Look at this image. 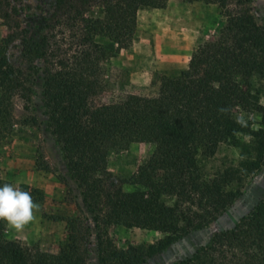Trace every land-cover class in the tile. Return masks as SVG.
<instances>
[{
  "label": "trees",
  "instance_id": "trees-1",
  "mask_svg": "<svg viewBox=\"0 0 264 264\" xmlns=\"http://www.w3.org/2000/svg\"><path fill=\"white\" fill-rule=\"evenodd\" d=\"M51 1L33 39L9 0H0L9 30L0 44V139L16 124L14 99L31 108L39 75L47 129L90 218L68 220L56 253L9 240L0 221V264H88L94 243L99 264H144L215 222L264 168V20L255 0H184L219 9L224 21L216 37L199 45L178 76H163L157 95L109 99V63L132 45L139 12L165 9L171 0ZM17 42L22 62L14 64L9 49ZM136 143L153 150L131 178L115 182L98 168L103 151ZM224 146L233 156L215 164ZM113 227L162 238L119 248ZM180 264H264V201Z\"/></svg>",
  "mask_w": 264,
  "mask_h": 264
},
{
  "label": "rangeland",
  "instance_id": "rangeland-1",
  "mask_svg": "<svg viewBox=\"0 0 264 264\" xmlns=\"http://www.w3.org/2000/svg\"><path fill=\"white\" fill-rule=\"evenodd\" d=\"M9 4L8 9L13 11L21 29H25L30 38L37 39L43 18L53 2L9 0ZM254 6L264 20V0H255ZM223 21L216 6L184 0H171L165 9L140 11L132 45L109 63L112 84L105 98L157 95L162 77H176L187 69L193 53L199 45L216 37ZM8 33L0 21V44ZM98 41L113 46L104 38ZM19 43L9 49L14 64L22 62ZM13 110L16 123L13 132L7 139H0V180L31 192L41 209L37 221L27 225L23 232H16L7 225L6 236L24 247L38 246L45 252L56 253L68 233V220L90 218V213L77 184L70 177L60 148L47 129L39 75L33 86L31 108L26 110L24 102L15 98ZM152 150L149 144L136 143L127 149L103 151L97 165L110 172L118 182L131 178L138 167L148 161ZM232 156V151L224 146L215 164L226 162V157ZM263 201L264 168L249 181L234 205L215 222L174 242L144 264H180L210 244L216 234L234 228L243 216L249 215ZM89 224L93 226L91 221ZM110 234L119 248L130 244H153L162 238L159 232L138 228L113 227ZM88 264H99L95 243L91 246Z\"/></svg>",
  "mask_w": 264,
  "mask_h": 264
},
{
  "label": "clouds",
  "instance_id": "clouds-1",
  "mask_svg": "<svg viewBox=\"0 0 264 264\" xmlns=\"http://www.w3.org/2000/svg\"><path fill=\"white\" fill-rule=\"evenodd\" d=\"M219 111L224 113L229 110L221 108ZM238 122L243 123L242 118ZM40 209L31 192L10 183L0 186V221L16 232H23L27 225L36 222Z\"/></svg>",
  "mask_w": 264,
  "mask_h": 264
}]
</instances>
